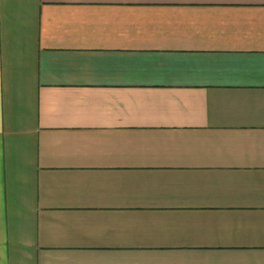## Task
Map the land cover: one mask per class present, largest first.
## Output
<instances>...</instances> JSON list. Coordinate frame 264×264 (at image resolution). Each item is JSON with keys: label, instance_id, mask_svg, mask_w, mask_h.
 <instances>
[{"label": "crops", "instance_id": "obj_1", "mask_svg": "<svg viewBox=\"0 0 264 264\" xmlns=\"http://www.w3.org/2000/svg\"><path fill=\"white\" fill-rule=\"evenodd\" d=\"M0 264H264V0H0Z\"/></svg>", "mask_w": 264, "mask_h": 264}]
</instances>
